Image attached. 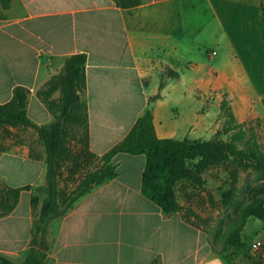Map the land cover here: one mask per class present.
<instances>
[{"label": "crops", "instance_id": "obj_1", "mask_svg": "<svg viewBox=\"0 0 264 264\" xmlns=\"http://www.w3.org/2000/svg\"><path fill=\"white\" fill-rule=\"evenodd\" d=\"M4 1L0 104L23 86L28 117L50 122L36 91L67 56L85 53L89 149L97 156L126 135L157 93L150 107L159 138L210 139L220 119H207L202 95L219 107L227 101L239 122L262 110L264 90L252 77L264 80V0H142L130 8L114 0ZM29 146L0 153V185L31 187L0 217V254L16 262L30 246L31 197L44 185V160L30 158ZM112 163V180L50 221L43 264H264V255L247 253L249 243L215 250L182 211L165 214L142 195L143 154L118 152Z\"/></svg>", "mask_w": 264, "mask_h": 264}, {"label": "trees", "instance_id": "obj_2", "mask_svg": "<svg viewBox=\"0 0 264 264\" xmlns=\"http://www.w3.org/2000/svg\"><path fill=\"white\" fill-rule=\"evenodd\" d=\"M3 2L5 4L4 0ZM114 2L121 8H130L139 5L142 0ZM262 15L261 37L264 45V3ZM85 64V53L67 56L61 70L36 91V95L53 116L46 124H36L28 117L26 104L29 91L23 86H15L10 100L0 104V128L29 130L34 141L42 147L43 154L33 151V147L29 146L28 156L43 158L45 164L42 187L45 195L39 205L37 196L31 197L33 219L30 246L23 259L18 262L0 254V264H43L48 250L50 221L64 216L80 198L117 175L112 158L118 152L145 156L141 193L156 203L165 214L182 210V205L176 198V186L179 182H192L201 186L199 175L189 166L193 159L200 158L197 163L199 170L205 168L210 161L215 164L247 162L260 176H264V152L253 127L246 121L239 122L225 101L220 106L224 118L223 127L210 139H190L187 136L182 139L159 138L155 133L150 103L161 98L160 93L149 97L148 106L126 135L105 153L97 156L89 149L88 112L84 96ZM159 86H162L161 82ZM55 93H59L57 98L52 97ZM6 132L10 134L8 130ZM221 135H226L227 138L222 139ZM63 165H68L69 175L82 171L76 187L68 195L59 187ZM30 188L29 185L0 187V217L13 210L21 190ZM248 217L264 220V196L245 206L244 217L235 226V233L242 231ZM228 244L240 246L234 237Z\"/></svg>", "mask_w": 264, "mask_h": 264}, {"label": "rangeland", "instance_id": "obj_3", "mask_svg": "<svg viewBox=\"0 0 264 264\" xmlns=\"http://www.w3.org/2000/svg\"><path fill=\"white\" fill-rule=\"evenodd\" d=\"M205 69L207 67L201 68V71ZM252 81L254 87L264 90V80H260L259 83L253 76ZM201 98L204 108L208 110L207 119L213 121L219 118L218 130H221L224 124L221 107L215 105L216 100H207L204 95ZM180 110L185 112L187 109L182 106ZM256 113V116L246 117L245 121L253 127L264 152V102L262 110ZM7 130L10 134L6 132ZM220 137L227 138L226 135ZM23 143L30 144L33 151H38L34 136L29 130L0 128V153L14 150ZM199 161L200 158L193 159L189 162V166L199 175L201 186L186 181L179 182L176 186V198L182 205L181 211L185 218L207 232L209 242L215 250L233 247L228 244L233 237L240 243L239 247L256 240L264 241V220L255 217H248L242 231L235 233V226L244 217L245 206L253 203L256 198L264 196V176H260L247 162L232 161L215 164L210 161L205 168L199 170L197 167ZM67 167L68 165H63L59 178V187L65 190L66 195L76 187L82 174L80 171L69 175ZM0 187L4 186L0 185ZM44 195L42 187L36 190L37 205L41 203ZM53 236L54 231L51 230L50 238Z\"/></svg>", "mask_w": 264, "mask_h": 264}, {"label": "built area", "instance_id": "obj_4", "mask_svg": "<svg viewBox=\"0 0 264 264\" xmlns=\"http://www.w3.org/2000/svg\"><path fill=\"white\" fill-rule=\"evenodd\" d=\"M212 55L215 54V51L211 52ZM247 253L252 257H259L264 255V241L256 240L250 242L246 248Z\"/></svg>", "mask_w": 264, "mask_h": 264}]
</instances>
